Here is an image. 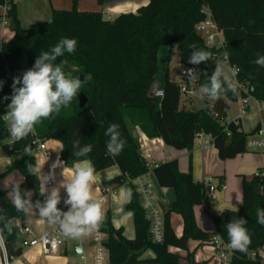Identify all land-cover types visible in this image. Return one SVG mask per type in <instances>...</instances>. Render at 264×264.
I'll return each instance as SVG.
<instances>
[{
	"label": "trees",
	"instance_id": "16d2710c",
	"mask_svg": "<svg viewBox=\"0 0 264 264\" xmlns=\"http://www.w3.org/2000/svg\"><path fill=\"white\" fill-rule=\"evenodd\" d=\"M117 1L121 0H98L100 10L82 11L78 7L79 0H72L71 9H52L50 22L30 26L21 25L16 3H12L8 16L13 20V36L0 47V80L4 81L0 90V145L11 161L0 173V182L19 173L25 179L21 189L33 192V202L41 200L40 182L26 169V162L36 164L34 138L29 135L8 145L3 115L8 111L10 99L5 97L12 94L13 78L31 68L41 51L49 50L63 37L75 38V53H65L57 63L67 60L66 73L81 80L90 73L93 79L83 84L77 98L67 108L54 114V118L42 119L36 125V135L42 140H59L64 147L62 158L66 165L87 158L93 162L96 173L119 167L120 173L105 185L131 190L126 209L133 214L136 234L133 239L127 238L122 228L113 226L111 219L105 221L110 264H179L180 255L171 252L170 247L188 249L189 240L212 243L216 234L229 243L226 224L239 217L247 220L245 227L251 243L246 252L233 250L229 264H262V257H252L251 253L264 246V226L257 223L256 215L258 208H264V176L244 177L243 202L239 211L212 215L215 232H206L197 224L194 207L203 205L211 215L212 201L207 187L204 183H196L190 170L180 171L176 159L151 168L142 155L137 128L149 138H161L167 146L178 150H191L200 133L209 135L223 160L247 152L250 134L243 130L239 119L225 122L226 99L237 101L250 96L264 102V67L253 63L258 55H264V0H150L136 13H122L106 19L104 5ZM3 4L4 0H0V6ZM206 7L222 33L224 48L208 45L196 31V26L207 17L203 12ZM193 44L212 54L198 70L211 75L216 65L221 64L220 57H226L228 64L239 70L237 81L247 92L238 84L236 94L229 91L215 99L210 113L204 108H181L180 83L171 80L167 72L161 87L164 96L152 95L159 73L160 48L163 45L176 48L182 66L197 67L188 63ZM206 81L207 76L201 73L195 88L199 89ZM80 94L87 99L83 108L80 107ZM110 123L119 124L121 137L126 140L123 151L116 156L106 152L109 137L105 131ZM76 131L82 146L92 145L87 157L73 155V132ZM26 146H31L30 156L24 152ZM150 170L160 187L175 192V199L164 207L165 239L162 243L152 239L150 222L133 183ZM10 193L0 186V209H3L0 214L16 218L13 233L6 235L8 256L13 259L23 253L22 246H14L13 242L19 238V227L26 225L27 215L15 210ZM58 207L61 210L67 208L65 205ZM173 213L183 218L181 236L176 235L171 224ZM148 250L154 252V258L142 259ZM188 260L189 264H205L195 261L193 254L188 255Z\"/></svg>",
	"mask_w": 264,
	"mask_h": 264
},
{
	"label": "clouds",
	"instance_id": "9594fccd",
	"mask_svg": "<svg viewBox=\"0 0 264 264\" xmlns=\"http://www.w3.org/2000/svg\"><path fill=\"white\" fill-rule=\"evenodd\" d=\"M76 47L75 38L63 37L49 50L41 51L31 68L25 70L21 76L13 78L12 94L10 97H5V99H10L7 105L8 111L3 115L8 125L6 130L9 146L29 135H35L36 125L42 119L54 118V114L58 115L62 108H67L73 99L77 98L83 84L92 81L93 77L90 73L85 75L83 80L79 77H72L70 72L66 73L64 66L67 60L57 63L58 58L63 57L65 53L74 54ZM191 47L188 63L197 67L185 69L188 80L199 79L201 73L207 76V81L198 90H193L191 95L218 99L229 91L236 94L238 83L234 77L239 70L234 66L229 68L228 71L231 72L229 76L225 71V66L217 64L211 75H208L206 71L201 72L198 66L202 63L206 64L212 58V54L195 44ZM253 63L264 67V55H258ZM3 84L4 81L0 80V90ZM105 135L109 137L106 142L107 154L119 155L126 144V140L121 137L119 124L110 123ZM63 148L61 144L59 150L62 151ZM72 149L76 157H87L92 151V145L82 146L79 133L76 131L73 132ZM24 152L30 156L31 146H26ZM45 162H37L35 165L26 162L27 172L36 176L40 182L39 195L44 199L42 201L37 199L33 202L31 190L21 189L20 185H15L11 190L15 210L25 215L35 210L42 220L58 226L62 234L71 239H80L98 231L104 220V201L96 195L97 177L93 162L85 158L76 161L71 169L63 167V180L51 190L47 185L54 179V174L51 172L47 175L42 174ZM60 163L61 161L57 159L52 168L55 169ZM61 189L67 194V198L63 200L68 208L67 211H62L58 207L62 199ZM131 195V190H128L126 196L115 203L126 204L130 202ZM215 211L223 215L226 211L237 213L239 209L233 204L218 202L215 205ZM0 213H3V209H0ZM256 215L257 223L264 226V208H258ZM246 224L247 220L241 217L230 220L226 224L229 248L240 252L247 251L251 236L245 227ZM15 226V217L0 214V250L6 248V235H11Z\"/></svg>",
	"mask_w": 264,
	"mask_h": 264
},
{
	"label": "crops",
	"instance_id": "0c3cea01",
	"mask_svg": "<svg viewBox=\"0 0 264 264\" xmlns=\"http://www.w3.org/2000/svg\"><path fill=\"white\" fill-rule=\"evenodd\" d=\"M51 2L52 15V9H69L72 0H51ZM149 2L150 0H121L117 2H109L104 5V11L105 13L111 14L112 17L118 16L122 13H136L140 7L146 6ZM78 7L82 11H98L101 9L98 0H79ZM1 17L2 13H0V19ZM21 25H23L22 22ZM12 36L13 31L7 29V27H3L0 21V47L3 42L10 40ZM220 63L225 66V71L231 76V72L228 71L231 66L228 64L226 57H220ZM168 74L171 80L177 81L172 79L169 71ZM181 81L179 82L181 83ZM158 87L161 88L162 86L159 85ZM207 99L209 100L208 103L210 102L208 108L211 110L214 106L215 99L209 97H207ZM226 103L228 109L225 122L239 119L243 130L250 134V136L256 135L258 126H260V128L264 127V102L261 103L253 97H248V102L246 104L243 103L242 98H239L237 101L226 99ZM193 105L194 100L191 96H188L180 103L181 108H193ZM245 107H247V109L242 113V110ZM137 130L139 133L141 151L144 156L145 154H149L146 161L151 168H153L155 164L176 159L179 162L180 171L187 172L190 170L193 175V180L196 183H204L205 179L210 177L213 179V185H225V188L218 190L217 192L216 199L211 206V215L205 210L203 205H196L194 207L197 224L206 232H215L212 215H218L215 211L216 203L221 202L224 204H233L240 209L243 202V178H252L255 174L264 170V147L249 149L247 152L239 154L234 158L223 160L220 158L218 150L213 146L209 135L203 134L202 137H197L191 150H178L171 146H167L161 138L151 139L140 128H137ZM254 131L255 133L253 134ZM61 144L62 143L56 139L46 140V151L38 152L36 154V163H43L48 159L43 166L42 174L47 175L50 172L54 174L52 185L47 186L49 190H51L52 187L58 186L63 180V167L65 169H71L74 165H66L62 158L63 150H59ZM0 149L2 150L1 145ZM57 159H59L61 163L53 169L52 165L57 162ZM10 161L11 158L7 156V159H5L6 164L4 166L0 165V173H3L6 170ZM119 173L120 170L117 166L97 172V183L95 187L98 191L96 192V195L100 197L101 185L105 184L108 180L117 176ZM152 175L154 177L153 172ZM15 185H20V187L25 185V179L19 173H14L0 182L2 188L10 191ZM155 185L156 190L158 187L157 195L161 202L166 203L165 206L175 199V192L173 189L160 187L156 180ZM111 187L114 188L113 186ZM116 190L117 195L112 196L107 203L108 213L106 220L108 218L111 219L115 228H122L124 235L127 238L133 239L136 234L133 214L126 209L127 203L123 205L115 203V201L126 196L127 189L120 187ZM61 197L62 199L59 205H64L63 200L67 198V194L63 189H61ZM171 224L176 235L181 236L183 232L182 216L173 213L171 215ZM26 225H29L32 228V236L34 237H39L45 232L52 233L54 230V225L44 222L35 210L27 215ZM63 240L64 245L57 254L45 253L40 246H35L24 249L21 256L10 260L7 249L5 248L0 250V264H3L6 260L12 261L13 264H93V249L89 236H86V240L83 243L78 244L81 246V252H78L76 249L77 245L74 249H70L64 238ZM212 245L213 243L189 240L188 249L170 247V251L179 253L180 257L181 255L183 257L185 254H193L195 261L210 264L211 258L215 257V250ZM171 248L175 249L171 250ZM188 255L186 256L187 260ZM82 256H84L85 259H82ZM154 256V252L148 250L142 255V259H151L154 258ZM88 257H90V259H88ZM261 257L263 259L262 264H264V246L262 248ZM183 264H189V260L188 262L185 261ZM215 264H218L217 260Z\"/></svg>",
	"mask_w": 264,
	"mask_h": 264
},
{
	"label": "built area",
	"instance_id": "2783aa9c",
	"mask_svg": "<svg viewBox=\"0 0 264 264\" xmlns=\"http://www.w3.org/2000/svg\"><path fill=\"white\" fill-rule=\"evenodd\" d=\"M15 0H4V13L2 14V18L0 19L3 27H7L8 23L5 20V16L8 15L12 3ZM203 12L207 14V17L204 21L200 22L196 26V31L205 39L208 45L217 46L224 48L225 43L223 40L222 33L217 27V24L212 19V15L210 10L206 7L203 9ZM105 16V15H104ZM112 15H107L106 19H112ZM195 68L193 66H182L181 74L186 77V80L180 83L181 93H185L186 95H191L193 90H196V80L189 81L188 76L185 74V69ZM235 81L238 83L237 78L235 76ZM239 84V83H238ZM243 87L244 91L247 92V89L242 84H239ZM154 95L158 98H162L164 96V91L161 88H157L154 92ZM250 97V96H248ZM248 97H243L242 101L244 104L248 102ZM247 107L243 108L242 113H244ZM218 116V114H216ZM4 120V119H3ZM7 124V122L4 120ZM8 126V125H7ZM33 136V142L36 144L35 153L46 151V140H42L37 138L36 132ZM203 133H200L198 137H202ZM256 136V137H255ZM255 136H250L247 140V149H255L264 147V127L258 129ZM143 155V153H142ZM146 156V157H145ZM143 155L146 160L149 154ZM158 164H155L154 167H157ZM258 174L264 176V170L260 171ZM155 177H153L151 170L137 177L134 180L135 191L139 196L141 205L146 212V217L151 225V236L152 239L157 243H162L164 241V207L166 203L160 201L157 193H156V185H155ZM205 186L208 190V195L211 198V201L216 199V195L218 190L225 188V185L216 186L213 185V179L208 177L204 181ZM52 185V181L49 182L47 186ZM117 195V190L112 188L109 185L102 184L101 185V195L100 198L103 199V212H104V220L98 231L89 235L92 242V258L93 264H110L109 260V251L106 246L107 241V233L105 232V221L108 213L107 203L112 196ZM44 197L41 198V201ZM46 222V221H44ZM61 231L58 226H54V230L52 233L45 232L39 237L32 236V228L29 225L20 226L18 229V236L20 239L19 245L22 246L23 250L26 248H31L35 246H40L45 253L57 254L60 252L61 247L64 245V240L60 236ZM212 243L215 246L216 257L220 260V264H229L232 256L234 255L233 249L229 248L226 243L219 234H216ZM262 248L258 251H254L251 253L252 257L261 256ZM85 259L84 256L81 257ZM11 260V259H10ZM6 260L3 264H13L12 261Z\"/></svg>",
	"mask_w": 264,
	"mask_h": 264
},
{
	"label": "rangeland",
	"instance_id": "374dc122",
	"mask_svg": "<svg viewBox=\"0 0 264 264\" xmlns=\"http://www.w3.org/2000/svg\"><path fill=\"white\" fill-rule=\"evenodd\" d=\"M36 1V2H34ZM17 5V16L19 21L22 22L23 26H30L33 23H46L47 21H50L52 18L51 15V0H15ZM62 3V1H61ZM60 4V3H59ZM72 3L69 5V9L72 8ZM105 12V11H104ZM0 13H4V6H0ZM105 18H107L108 13H105ZM111 15V14H109ZM2 18V17H1ZM5 20L7 21V29L12 30V17L11 16H5ZM20 22V23H21ZM172 50V52H171ZM159 73L156 77L157 83L162 86L166 77L167 72H170V75L172 79L177 80L178 82L185 81L186 77H184L181 74V64L179 62V53L176 50V48H171L170 45H163L160 48L159 51ZM180 83V82H179ZM189 95H186L185 93H182L181 96V102H183ZM194 100L193 109H207L208 106H210V102L208 103L207 97L200 98L199 95L197 96H191ZM37 153H35L36 156ZM5 159H7V156L4 154V152L0 149V165L4 166ZM158 190V187H157ZM156 190V193H157ZM61 237L65 239L67 246L70 247V249H74L76 245L83 243L86 240V236L82 237L80 239H71L66 236H64L61 233ZM213 249L215 250V246L212 245ZM211 248V247H209ZM175 248H171V250H174ZM176 253V252H175ZM179 254V253H177ZM188 254H185L183 257L181 255L179 259V264H183L185 261L188 262L186 259V256ZM90 259V257H88ZM217 260V263L220 264V260L216 257V250H215V257L211 258L210 264H215Z\"/></svg>",
	"mask_w": 264,
	"mask_h": 264
},
{
	"label": "water",
	"instance_id": "95a60500",
	"mask_svg": "<svg viewBox=\"0 0 264 264\" xmlns=\"http://www.w3.org/2000/svg\"><path fill=\"white\" fill-rule=\"evenodd\" d=\"M215 58H216V57H215ZM158 86H159L158 83L154 86L153 91H152V95L154 94V92L156 91V89L158 88ZM79 102H80V107L83 108V107L85 106L86 102H87V99H86V97H85L83 94H80V95H79ZM206 111H207L208 113L211 112L210 108H207ZM67 210H68V208H63V209H62V211H67ZM19 242H20V239H19V238L16 239V240L13 242L14 246H18V245H19ZM76 249H77V250L79 249L78 252H81V246H80V245H77Z\"/></svg>",
	"mask_w": 264,
	"mask_h": 264
}]
</instances>
